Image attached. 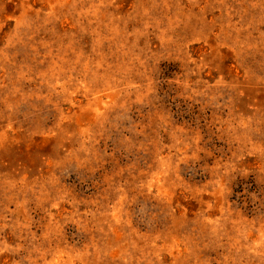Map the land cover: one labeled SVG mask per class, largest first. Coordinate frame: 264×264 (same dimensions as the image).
<instances>
[{"label": "rangeland", "instance_id": "rangeland-1", "mask_svg": "<svg viewBox=\"0 0 264 264\" xmlns=\"http://www.w3.org/2000/svg\"><path fill=\"white\" fill-rule=\"evenodd\" d=\"M0 264H264V0H0Z\"/></svg>", "mask_w": 264, "mask_h": 264}]
</instances>
